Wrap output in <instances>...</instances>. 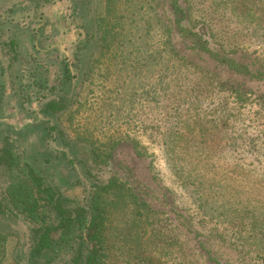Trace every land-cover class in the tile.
Instances as JSON below:
<instances>
[{"label": "rangeland", "instance_id": "374dc122", "mask_svg": "<svg viewBox=\"0 0 264 264\" xmlns=\"http://www.w3.org/2000/svg\"><path fill=\"white\" fill-rule=\"evenodd\" d=\"M253 1L193 0L212 48L214 33L264 70V15H233ZM104 8L0 0V264H76L81 244L33 255L34 225L4 200L19 163L80 204L110 184L108 264H264V80L176 58L155 9L115 22L99 56Z\"/></svg>", "mask_w": 264, "mask_h": 264}, {"label": "trees", "instance_id": "16d2710c", "mask_svg": "<svg viewBox=\"0 0 264 264\" xmlns=\"http://www.w3.org/2000/svg\"><path fill=\"white\" fill-rule=\"evenodd\" d=\"M260 5L254 0L251 7L245 4L233 6V15L243 21L260 11L264 15ZM152 9L161 13L157 22L164 26L165 33L170 37L171 50L176 58L185 59L183 57L186 56L182 53L184 45L193 50L196 56L208 54L212 60L235 74L264 80L262 68H251L249 63L240 60L241 56H231L227 52V41L222 40V44H219L214 33L211 34V39L215 42V47H211L210 39L204 38L206 34L197 28L200 20L206 19L209 12L199 8L193 0H105L104 12L96 19V30L100 38L99 56L120 44L114 30L116 23L121 26L140 12L146 13ZM201 25L206 26L207 22H202ZM194 58L192 56L191 60ZM252 65L255 67V64ZM61 103V100L48 102L44 113H59ZM204 128L209 129L207 126ZM104 192H110V184L99 187V191L92 195L89 205L77 203L76 199L73 200L59 189L49 186L41 172L34 167L19 163L4 200L34 225L32 232L36 242L33 255L37 256L44 251H51L55 256L61 255L81 242L74 258L76 264H108L111 250L106 236L107 204L101 196ZM0 239L2 244L6 241L5 236L0 235Z\"/></svg>", "mask_w": 264, "mask_h": 264}]
</instances>
